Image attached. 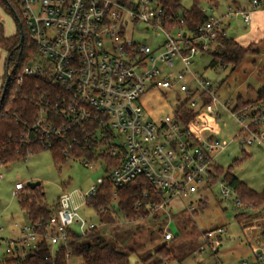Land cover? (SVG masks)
Masks as SVG:
<instances>
[{
    "label": "built area",
    "instance_id": "obj_1",
    "mask_svg": "<svg viewBox=\"0 0 264 264\" xmlns=\"http://www.w3.org/2000/svg\"><path fill=\"white\" fill-rule=\"evenodd\" d=\"M19 2L38 55L18 77H35L46 84L34 98L32 123L25 127L22 140L27 144L35 141L48 151L60 145L69 159L78 149L118 158L121 164L109 176L114 196L125 185L147 179L153 196L162 195V200L148 201L145 206L152 216L170 217L174 202L185 203L201 193L215 172L216 158L227 147L211 133L220 108L230 111L239 123L236 138L240 145L264 147V101L231 111L229 104L218 99L212 81L192 70L194 57L212 50L225 31L214 7H201L208 21L191 30L184 17L169 11L167 0ZM259 9L264 10V0H252L250 9L239 8L227 17L248 25L252 13ZM153 88L185 98L174 115L159 123L144 120L139 103ZM186 113L191 117L186 118ZM30 156L32 152H28ZM83 162L86 168L92 167L90 161ZM102 183L103 178L98 179L80 198L86 203ZM220 187L224 199L234 197L236 205L242 206L228 184L220 182ZM24 188L23 183H17L15 195ZM149 197L144 193L134 207H142ZM58 204L56 213L44 224L23 225L20 235L7 241L5 255L23 257L45 239L55 256L74 234L86 236L97 228L78 213L73 193L64 192ZM185 208L194 215L198 206L191 202ZM224 232L223 228L207 232L206 249L217 250ZM163 237L166 241L174 238L167 226ZM250 246L264 263V249Z\"/></svg>",
    "mask_w": 264,
    "mask_h": 264
},
{
    "label": "rangeland",
    "instance_id": "obj_2",
    "mask_svg": "<svg viewBox=\"0 0 264 264\" xmlns=\"http://www.w3.org/2000/svg\"><path fill=\"white\" fill-rule=\"evenodd\" d=\"M251 1L180 0L183 10H190L196 5L204 8L214 7V14L222 18L223 28L229 38L242 42L246 47L254 46V51L235 68L232 64L227 67L220 65L211 67L213 51L196 55L193 59L192 70L212 81L217 87L218 99L229 104L231 111L240 97L244 101L256 100L259 90L264 86L262 71L264 11L260 10L257 14H252L248 25L240 19L224 17L227 13H235L238 6L247 8ZM0 30L5 37L14 36L17 33L14 17L1 5ZM7 57V51L0 47V88L6 74ZM184 99L183 95L178 96L174 91L162 88L150 89L139 101L144 110L143 118L159 123L165 116L174 115ZM239 130V123L232 113L220 108L217 123L211 133L227 145L225 151L216 158L218 166L224 173L219 176L216 183L209 185V189L206 191L202 189L203 192L185 200L187 205L191 202L199 204L200 194L208 197L207 207L198 210V217L201 219L198 221L196 218L197 224L195 222L179 223L174 218V220L165 219L162 218V214H159L158 217L163 223L162 227H160V221L155 223L152 215L150 221L148 217L131 225L127 224L122 215L117 214L116 224L102 225L97 212L92 207H88L83 198H80L92 186L97 185L98 179L106 176L102 162L93 163L92 167L86 168L82 159H70L59 167L55 164L52 152L45 150L30 156L27 161L15 162L6 168L0 167V228H2L0 242L4 241L1 243L0 264L5 257L7 241L18 237L22 225L28 223L26 215L20 209L19 199L14 193L16 184L20 182L25 186L30 182H40V188L49 205H54L64 192L73 193L75 204L79 206L78 213L83 218L93 222L107 238L128 239L125 246L137 248V253L142 258L154 255L155 251L166 246L173 259H166L164 264H263V261L253 254L250 245L254 242L255 246L264 249L262 246L264 237L261 235L264 230V206H251L244 201L242 206H236L234 197L224 199L221 195L220 182H224L227 173H231L253 191L264 192V147L240 145L236 138ZM240 213L244 214L242 215L243 223L237 219ZM166 226L174 234L171 241L164 240L162 228ZM221 226L226 229L221 239V246L215 251L206 249L207 244L205 248L201 249L202 246H200L198 249V244H204V241L199 238L201 233ZM137 228H140V231ZM115 233L118 234L114 236ZM123 250L130 251L126 248ZM156 258L161 259L159 256ZM70 264H79V260H72ZM129 264L144 263L139 260L137 254L131 253Z\"/></svg>",
    "mask_w": 264,
    "mask_h": 264
},
{
    "label": "trees",
    "instance_id": "obj_3",
    "mask_svg": "<svg viewBox=\"0 0 264 264\" xmlns=\"http://www.w3.org/2000/svg\"><path fill=\"white\" fill-rule=\"evenodd\" d=\"M167 3L170 6L169 11L184 17L185 26L191 30H197L199 26L204 25L208 21L207 15L197 5L190 10H183L180 0H167ZM0 5L14 17L13 9L19 16L21 24L23 23L22 7L19 0H7V2L0 0ZM22 31L24 39L22 45L19 46L21 39L19 28L17 33L11 37H5L2 30H0V47L8 53L6 74L0 88V167L4 168L15 162L27 161L28 152H32L33 156L45 151L35 141L27 144L22 140L25 127L32 123V116H34L32 112L34 105L32 103L34 98L38 97L46 88L44 81L39 78L28 77L19 80L18 76L22 73L24 67L32 58L38 55L24 23ZM253 48V45L246 47L229 38L224 31L219 34L216 46L209 51H213L211 67L214 68L218 65L227 67L232 64L235 68L248 54L254 51ZM7 65L13 70L5 98L1 102V95L7 77ZM262 71L264 74V67ZM258 94V98L254 101H244L240 97L233 111L239 112L249 104H257L264 101V86L259 90ZM184 115L186 118L191 117L187 113ZM62 148V146L57 145L53 151H50L53 154L55 164L59 167L70 160L63 155ZM73 159H86L91 163L102 162L105 166L106 176L103 178V183L100 185L96 195L86 202L87 206L92 207L100 216L102 225L113 226L116 224L117 214L122 215L128 222L145 219L151 216V211L145 206V203L148 201L153 203L160 202L162 200V195L161 197L153 196L154 191L151 189L150 182L144 178L125 185L119 189L118 195L114 196L109 176L114 169L120 166L121 161L118 158L110 156L98 157L93 151L78 149ZM214 171V174L209 178V185L216 183L219 176L224 173L217 164L214 167ZM216 172L217 175L215 176ZM224 178V183L228 184L237 193V199L241 200L242 205L244 201L251 206H264V192L257 193L253 191L231 173H227ZM144 193L149 194V199L143 200L142 207L135 208V203L142 199ZM16 196L19 199L20 209L26 215L30 224H44L59 208L58 201L54 205L47 203L45 194L40 186L34 189L25 186ZM242 215L244 214L237 215V219H243ZM154 217L157 218L158 215ZM117 234L115 233L114 236ZM261 235L264 237V230ZM127 242L128 239L107 238L99 228H95L86 236L74 234L68 245L60 247L55 256L51 255L49 242L43 239L35 251L28 252L23 257L10 258L5 255L2 264H70L72 260H79V264H129L131 253L137 254L139 260L144 264H164L166 259H173L166 246L155 251L154 255L142 258L137 253V248H127L125 246ZM123 248L130 251H124ZM157 256L161 259H157Z\"/></svg>",
    "mask_w": 264,
    "mask_h": 264
},
{
    "label": "crops",
    "instance_id": "obj_4",
    "mask_svg": "<svg viewBox=\"0 0 264 264\" xmlns=\"http://www.w3.org/2000/svg\"><path fill=\"white\" fill-rule=\"evenodd\" d=\"M216 8H217V6H216ZM240 8V6H238V8L237 9H239ZM251 8V2H250V5L247 7V8H242V9H250ZM258 11H260V9L259 10H255L252 14L254 15V14H257L258 13ZM262 11H264V10H262ZM228 14V13H227ZM227 14H225L224 15V17H227ZM228 18V17H227ZM232 18H234V17H232ZM235 19V18H234ZM17 29H18V26H17ZM237 41V40H236ZM238 42V41H237ZM238 43H240L241 45H245V44H243L242 42H238ZM217 162V161H216ZM218 165V164H217ZM207 189H209V185H207V187H205L204 188V190L203 191H206ZM202 191V192H203ZM198 201H199V204H196L197 206H198V209L196 210V212L194 213V215H191L190 213H189V211H187V209L185 208V206H186V202L184 203V202H180V201H177V202H174V204H173V210H172V213H171V216L170 217H168L167 215H165V214H162V218H167V219H171V220H174L175 219V221H177V222H179V223H184V222H189V223H191V222H195L196 224H197V220H196V218H198V221H200V217H198V210L199 209H203V208H205V207H207V204H208V201H209V199H208V197L207 196H205L204 194H200V196H199V198H198ZM235 205H236V202H235ZM237 206V205H236ZM227 209V208H226ZM241 214V213H240ZM150 217V216H149ZM154 217V216H153ZM172 217V218H171ZM148 218V217H147ZM155 219V223L157 224L159 221H160V218L159 217H154ZM174 218V219H173ZM144 219H142V221H143ZM148 220L150 221L151 220V217L150 218H148ZM243 220L244 219H240L239 221H241L240 223H243ZM139 221H141V220H136V221H132V222H127V224H135V223H137V222H139ZM170 223H172V222H170ZM27 224H29V222L27 223ZM159 224H160V227H162V221H160L159 222ZM24 225H26V224H24ZM241 226H242V224H240ZM23 226V225H22ZM128 226H130V225H128ZM218 228H223L224 230H225V232H224V234L226 233V229H225V227L223 226H221V227H217V228H215V229H208V230H205L203 233H201L202 235L199 237V238H201L202 239V241H204V244H202V245H199L198 244V249H199V247L200 246H202V247H200L201 249L202 248H205V245H206V240H207V238H206V233L207 232H209V231H213V230H216V229H218ZM163 229H164V227L162 228V234H163ZM137 230H140V228H137ZM20 233V232H19ZM174 235V234H173ZM224 236V235H223ZM222 239H223V237H222ZM173 240V239H172ZM221 243H222V241H221ZM254 243V242H253ZM251 244V245H255V244ZM261 246V245H260ZM262 246H264V245H262ZM205 253V252H204ZM201 257V256H200Z\"/></svg>",
    "mask_w": 264,
    "mask_h": 264
},
{
    "label": "water",
    "instance_id": "obj_5",
    "mask_svg": "<svg viewBox=\"0 0 264 264\" xmlns=\"http://www.w3.org/2000/svg\"><path fill=\"white\" fill-rule=\"evenodd\" d=\"M4 1L7 2V0H4ZM12 11H13L14 17H15L17 23H18V28H19V30H20L21 39H20V44H19V46H21L22 43H23V39H24L23 31H22V28H23V27H22V24H21V22H20V18H19V16L17 15V13H16L13 9H12ZM10 79H11V72H10L9 65H7V77H6V81H5V84H4L3 93H2V95H1V102H2L3 99L5 98V94H6L7 87H8V84H9V82H10ZM40 184H41L40 182H35V183L30 182V183H27V186L30 187V188H32V189H34V188L40 186Z\"/></svg>",
    "mask_w": 264,
    "mask_h": 264
}]
</instances>
